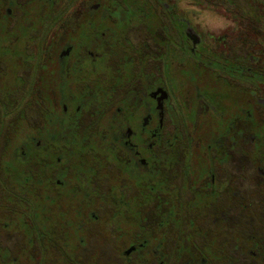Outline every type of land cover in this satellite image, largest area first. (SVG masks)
Segmentation results:
<instances>
[{"label":"flooded vegetation","instance_id":"af4514ba","mask_svg":"<svg viewBox=\"0 0 264 264\" xmlns=\"http://www.w3.org/2000/svg\"><path fill=\"white\" fill-rule=\"evenodd\" d=\"M66 1L0 0V234L23 242L0 240V264H82L102 223L127 239L122 264H264V234L236 238L237 204L255 215L236 173L221 174L248 142L264 194V46L234 29L245 54L219 67L197 54L179 0ZM215 2L264 32V0ZM237 81L250 86L236 107Z\"/></svg>","mask_w":264,"mask_h":264},{"label":"rangeland","instance_id":"374dc122","mask_svg":"<svg viewBox=\"0 0 264 264\" xmlns=\"http://www.w3.org/2000/svg\"><path fill=\"white\" fill-rule=\"evenodd\" d=\"M213 1L215 2V0ZM213 1L199 0V2H195L192 0H179L177 3L173 2L174 7L177 9L174 10L176 14H181L180 16L185 15L184 17L187 19L189 29L192 30L194 35L199 37L200 45L197 48V54L201 58L211 62V52H213V60H216L214 63H216V65L219 67H226L227 65L230 66L232 64L233 57L244 55V45H242V42L234 40L236 37V35H234V29L240 31H244V29L249 30L250 33L247 36L248 39H252L255 42L257 41L261 44V46H264L262 39V34H264V32H261V27H259V24L250 22L247 19L241 20L239 18H237L236 21H233L232 16L223 9H219V7L213 5ZM66 2V0H63L61 6L62 8ZM92 2L95 4L96 0H92ZM76 5L77 4L74 5L73 9L77 8ZM162 16H164L163 21L169 25V20L172 17L167 15ZM183 26V28L186 29L187 26H185V24ZM188 47H193L192 40L188 41ZM180 57L182 58L180 59ZM173 58H178L176 60L183 62L187 61V67L189 71L197 67L196 61L190 56L189 52L187 55L184 52L182 53L176 51L174 52ZM175 73L179 74V72ZM237 83L238 84H235V88L238 89L235 92L231 91L230 93V96H234L236 99V101L233 100V104L236 107L239 101L242 100L245 102V104H247L249 99L247 91L239 90L240 86L243 85L244 90L250 86V84L245 81H237ZM257 86L260 85H252V89L256 90L255 87ZM188 89H192V85L190 83H188ZM179 91L180 87L177 89V93ZM251 99H253V97ZM235 106L233 107L235 108ZM255 108L257 110L255 122L256 128L254 129L253 126L252 131L253 133H259L261 131V127H264V109L257 105H255ZM184 112L185 118L189 120V111L184 110ZM200 119H202V117H200L199 120ZM246 144V155H244V153L243 156L236 155L235 162L231 165V167H227L223 173L221 172L223 176H227L232 170L236 173L238 179L237 185L240 187V192H243L246 199L249 201V206L252 210V213L255 215L253 217L251 215H245V211L239 208L241 205L237 204L238 209L236 210V217L238 219V224L235 226V230L237 229L236 238L237 236H242L244 239L254 235H261V233L264 234V194L255 186V183L252 180V178H255L258 173L256 162L253 164V160H251V154L254 156L256 148L255 146L250 145L248 142H246ZM89 237L88 243H85L79 248V254L81 257L80 263L88 264L87 261L91 259V264H122L121 262H118V259L115 257L116 253L114 251L121 245L125 244L127 239L115 242L114 238L104 229L103 223L102 225H93ZM21 239V237L15 236L13 233L9 234L7 231H3L2 234H0V240L7 241L2 242L8 243L11 249L15 251L21 249L23 245ZM226 240L228 241V238H226ZM220 241H222V235ZM226 244L229 245V248L232 247L230 249H240L237 246L236 239H232L226 242ZM241 246H243V244ZM52 264H59L58 257L52 260Z\"/></svg>","mask_w":264,"mask_h":264}]
</instances>
